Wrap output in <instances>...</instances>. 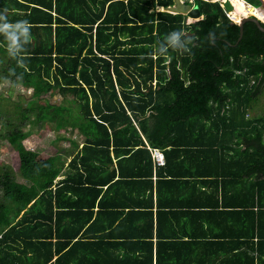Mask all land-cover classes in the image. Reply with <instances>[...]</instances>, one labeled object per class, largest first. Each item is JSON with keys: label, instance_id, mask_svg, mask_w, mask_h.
I'll return each instance as SVG.
<instances>
[{"label": "trees", "instance_id": "obj_1", "mask_svg": "<svg viewBox=\"0 0 264 264\" xmlns=\"http://www.w3.org/2000/svg\"><path fill=\"white\" fill-rule=\"evenodd\" d=\"M171 4L0 0L30 26L11 46L0 33V80L32 90L14 112L83 136L56 137L66 165L7 136L24 182L0 171V264H70L81 246L99 261L102 243L137 264H264V33L247 21L237 40L217 3L192 23L155 10ZM173 30L185 48L158 53Z\"/></svg>", "mask_w": 264, "mask_h": 264}, {"label": "rangeland", "instance_id": "obj_2", "mask_svg": "<svg viewBox=\"0 0 264 264\" xmlns=\"http://www.w3.org/2000/svg\"><path fill=\"white\" fill-rule=\"evenodd\" d=\"M198 1H195L193 4L196 5ZM245 1L255 8H260L262 5L261 0ZM185 20L188 23L195 21H188L187 18ZM261 92L253 109L254 114H262V109L264 108V84ZM31 98V88H24L20 83H13L9 80H0V171L10 166L15 172L18 167V155L7 137L13 131L25 135L22 144L26 149L45 154H52L58 150L63 160H68L74 149L67 139L57 140V136L62 135L68 139H76L79 146L81 145L83 136L77 130L71 131L68 128L66 131L57 132L51 124H42L35 121L32 115L28 119H23L17 112H14L17 105L21 109L25 108ZM49 102L51 104H59L62 100L58 94H55ZM2 109L5 111L2 112ZM67 172L68 170L64 169L61 173L65 174ZM13 177L18 182H24L16 172L13 174ZM0 200H2L1 191Z\"/></svg>", "mask_w": 264, "mask_h": 264}, {"label": "crops", "instance_id": "obj_3", "mask_svg": "<svg viewBox=\"0 0 264 264\" xmlns=\"http://www.w3.org/2000/svg\"><path fill=\"white\" fill-rule=\"evenodd\" d=\"M173 0H172V4L173 5ZM169 5V6H171ZM161 8H165L162 6H156L155 10H162ZM225 14V13H224ZM186 18L188 17L187 15H185ZM202 17V16H201ZM194 22V21H192ZM190 22V23H192ZM188 23V22H185ZM70 156L68 158V160H65V165L67 164V162L69 161ZM66 169L63 168L62 171ZM61 171V172H62ZM60 172V174H58L55 178H57L56 180L54 179V183H57L58 181H60L65 174H62ZM103 189H105V186L103 187ZM97 210V207H94V212ZM54 237L55 233H54ZM81 236H79V238H81ZM86 239V236L85 238ZM55 241V238H54ZM92 247H88V246H81L79 247V250L76 252V254H74V256L72 257L73 261L70 262V264H116V258L117 260H119L120 263L122 264H137V261H134L133 259H135L136 257L139 258V254H131V259H129L130 257H126V261L122 262L123 259H125L124 255L126 252H129V250H124V247H119V246H112V245H107L102 243V245L99 247L98 252L102 255V258L98 261L99 256L93 255L88 253L87 251H91ZM56 258V256L54 255L53 260Z\"/></svg>", "mask_w": 264, "mask_h": 264}, {"label": "clouds", "instance_id": "obj_4", "mask_svg": "<svg viewBox=\"0 0 264 264\" xmlns=\"http://www.w3.org/2000/svg\"><path fill=\"white\" fill-rule=\"evenodd\" d=\"M29 24L25 20H19L15 23L9 22L6 15L0 13V33L7 36L10 45H15L22 36L29 35ZM185 48V41L182 33L173 30L167 34L164 42L158 44L157 52L164 54L168 49L181 50Z\"/></svg>", "mask_w": 264, "mask_h": 264}, {"label": "built area", "instance_id": "obj_5", "mask_svg": "<svg viewBox=\"0 0 264 264\" xmlns=\"http://www.w3.org/2000/svg\"><path fill=\"white\" fill-rule=\"evenodd\" d=\"M195 1H197V0H182V3H188L191 6H193L194 5L193 3ZM199 1L217 3L222 8V10L225 13L226 17L232 23L238 24L242 18L253 16L256 19H258L264 25V0H261L262 1V5L260 6V8H255L254 7L255 9H257V11H259L260 13H262V18H259V17L255 16L254 14H252V15L251 14L243 15V13H241L242 16H241V18H240L239 21L235 20L234 17H233V15H232V12L234 10V6H233L231 0H199ZM241 1H243V3L246 6H252L251 4H249L248 2H246L245 0H241ZM228 6L230 8H228ZM152 150H153V152H152ZM150 151H151V157L153 159V163L154 164H157V165H162L164 163V157H163L162 151L159 150V149H157V148H152V149H150Z\"/></svg>", "mask_w": 264, "mask_h": 264}, {"label": "water", "instance_id": "obj_6", "mask_svg": "<svg viewBox=\"0 0 264 264\" xmlns=\"http://www.w3.org/2000/svg\"><path fill=\"white\" fill-rule=\"evenodd\" d=\"M173 5L165 7L164 11L173 13V14H182V15H187L188 17H191L195 21L201 19L202 15L199 11V7L197 5L191 6L188 3H182L180 0H173ZM251 21L253 22L260 31L264 33V25L255 17L250 16V17H244L240 20L238 23L239 26V37L237 40H239L242 36L243 32V25L245 22Z\"/></svg>", "mask_w": 264, "mask_h": 264}, {"label": "bare ground", "instance_id": "obj_7", "mask_svg": "<svg viewBox=\"0 0 264 264\" xmlns=\"http://www.w3.org/2000/svg\"><path fill=\"white\" fill-rule=\"evenodd\" d=\"M232 4L234 6V10L232 12V15L235 20L239 21L242 14L247 15V14H254L255 16L262 18V13L258 12L254 7L252 6H246L243 1L241 0H231ZM162 10H165L164 8H161ZM188 21H192L194 19H191V17H187Z\"/></svg>", "mask_w": 264, "mask_h": 264}, {"label": "snow or ice", "instance_id": "obj_8", "mask_svg": "<svg viewBox=\"0 0 264 264\" xmlns=\"http://www.w3.org/2000/svg\"><path fill=\"white\" fill-rule=\"evenodd\" d=\"M181 2H182V0H181Z\"/></svg>", "mask_w": 264, "mask_h": 264}]
</instances>
